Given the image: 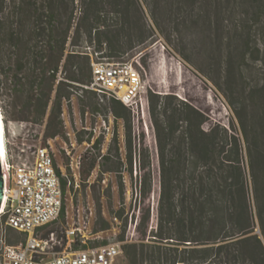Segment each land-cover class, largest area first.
<instances>
[{"label": "rangeland", "instance_id": "obj_1", "mask_svg": "<svg viewBox=\"0 0 264 264\" xmlns=\"http://www.w3.org/2000/svg\"><path fill=\"white\" fill-rule=\"evenodd\" d=\"M79 6V0H65L59 5L63 28L58 32L60 37L64 36L72 9L73 21H76ZM215 7L213 4L209 17L168 13L162 17L161 30L143 6L149 36L142 43L128 45L127 36L121 37L123 49L109 56L105 44L97 48L92 41L88 47L87 37L82 35L78 42L81 45L74 48L88 54L96 51L97 57L137 66L150 81L151 94L158 96L154 114L145 105L135 114L87 87L88 81L78 83L68 79L72 71L81 73L79 67L66 62L74 33L72 27L65 33L63 56L58 58L60 55L56 53L57 59L50 63L57 66L52 99L57 87L60 92H70L68 98L61 99L59 112L52 113V101L43 112L40 102H31L28 97L34 65L28 62L31 54L26 44L33 36L29 34L21 0H5L2 4L0 0V110L7 148L17 163L32 159L34 144L46 145L52 151L60 177L66 181L65 216L48 228L55 232L57 239L61 237V230L74 226L79 236H85L87 246L119 242L123 251L127 244H143V264H153L149 254L156 250L157 243L150 239L152 226L145 231V239L140 240L138 236L145 229L142 226L137 230L136 223L144 212L140 209L137 191L139 161L150 164L152 176L157 177L155 128H185L184 102L207 115L205 127L218 120L239 128L227 97L238 108L245 106L242 115L248 128H263L264 99L251 95L249 87L256 81L264 83V0H222ZM239 24L250 34V48L254 49V43L261 47L258 55L255 52L257 59L249 61L241 75L236 70L240 61V36L235 27ZM227 53L235 70L230 80L220 67ZM88 59L90 63V56ZM83 73L89 74L88 66L83 68ZM128 139L132 146V166L127 159ZM140 145L141 155L138 154ZM2 236L6 244H17L23 239L9 228L3 229ZM166 245L173 256H183L182 245ZM78 247V243L73 246ZM117 264H130L124 251ZM176 264L199 263L190 258Z\"/></svg>", "mask_w": 264, "mask_h": 264}, {"label": "trees", "instance_id": "obj_2", "mask_svg": "<svg viewBox=\"0 0 264 264\" xmlns=\"http://www.w3.org/2000/svg\"><path fill=\"white\" fill-rule=\"evenodd\" d=\"M4 1L1 0V4ZM221 1L79 0V16L73 21L74 10H71L64 36L60 37L58 32L63 28L59 5L65 0H21V10L25 14L29 34L33 36L26 44L31 54L28 62L34 65L29 100L39 101L43 112L52 101L53 113L59 112L61 99L69 97V91L60 92L57 87L52 99L57 66H50V63L57 59L56 53L60 55L58 58L63 56L67 39L65 33L72 27L74 33L66 62L79 67L81 73L72 71L68 79L89 83V54L74 49L81 45L78 42L82 35L87 37L88 47H91L92 41L97 48L105 44L109 56H114L115 52L123 49L121 37L127 36V44L131 45L142 43L149 36L143 6L155 26L162 30V17L168 13L209 17L213 4L218 7ZM235 28H238L240 36V61L236 70L241 75L249 61L257 59L255 52L258 55L261 47L254 43L252 50L249 32H244L241 24ZM227 55L220 67L223 75L230 80L235 70ZM85 66H88V75L83 73ZM249 92L264 99V83L256 81L249 87ZM150 94L149 108L154 114L158 96ZM114 100L120 107L126 108L120 101ZM227 101L239 128L231 122L224 125L218 120L205 127L207 115L184 102L185 116L182 120L186 123L185 128H155L157 177L152 176L150 164L146 165L142 160L137 164L140 175L137 191L140 209L144 212L138 216L136 229L144 227V232L138 236L142 240L145 239V231L152 226L150 239L157 243L156 250L149 254L153 264H176L190 258L196 259L199 264H264V121L263 128H248L242 115L245 106L241 110L229 97ZM190 115L194 118L191 119ZM126 151L132 166L130 139L127 140ZM142 152L140 145L138 154ZM61 184L65 191L66 181L61 179ZM64 216L63 206L61 218ZM166 244L182 245L183 256L170 254L171 249L167 250ZM123 251L130 264H143V244H127Z\"/></svg>", "mask_w": 264, "mask_h": 264}, {"label": "built area", "instance_id": "obj_3", "mask_svg": "<svg viewBox=\"0 0 264 264\" xmlns=\"http://www.w3.org/2000/svg\"><path fill=\"white\" fill-rule=\"evenodd\" d=\"M91 80L87 87L114 98L138 114L149 107L150 81L130 62L109 61L90 51ZM5 208L0 210V264H117L119 242L87 246L85 236L72 226L56 238L49 226L61 217L64 190L54 155L46 145L34 144L29 162L17 163L7 148ZM9 228L23 236L6 244L2 234ZM78 243L80 247L73 248Z\"/></svg>", "mask_w": 264, "mask_h": 264}, {"label": "water", "instance_id": "obj_4", "mask_svg": "<svg viewBox=\"0 0 264 264\" xmlns=\"http://www.w3.org/2000/svg\"><path fill=\"white\" fill-rule=\"evenodd\" d=\"M7 186V179L4 172L3 157L0 145V210L5 208V189Z\"/></svg>", "mask_w": 264, "mask_h": 264}, {"label": "bare ground", "instance_id": "obj_5", "mask_svg": "<svg viewBox=\"0 0 264 264\" xmlns=\"http://www.w3.org/2000/svg\"><path fill=\"white\" fill-rule=\"evenodd\" d=\"M0 145H1V152L3 157V164L4 158L6 159L7 156V141H6V129L5 123L3 121V115L0 110Z\"/></svg>", "mask_w": 264, "mask_h": 264}]
</instances>
